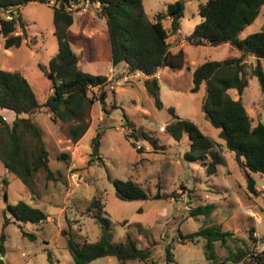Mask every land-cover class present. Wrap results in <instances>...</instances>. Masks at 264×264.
Wrapping results in <instances>:
<instances>
[{
    "label": "rangeland",
    "instance_id": "obj_1",
    "mask_svg": "<svg viewBox=\"0 0 264 264\" xmlns=\"http://www.w3.org/2000/svg\"><path fill=\"white\" fill-rule=\"evenodd\" d=\"M174 1L143 0L142 5L146 17L152 21L156 12L163 11L168 3ZM182 1L184 11L178 30L180 37L191 33L200 22L198 6L206 0ZM97 5L99 3L93 2L92 9L75 14L66 34L80 68L91 74H104L112 66L105 21L98 14ZM52 6L50 0L48 3L29 2L12 8L24 18L26 42L18 48H9L10 54L3 49L0 34V68H18L29 80L39 102L47 97L49 87L44 79L38 77L42 74L40 67H47L49 58L57 52ZM4 14V11L0 12V17ZM162 23L169 28L166 19ZM261 29L264 30V5L238 37L244 38ZM20 32L17 27L15 33ZM182 50L184 65L180 70L169 66L159 69L161 108L154 106L144 90L143 81L133 78L120 85L109 82L105 99L108 112L104 114L100 103L94 101L90 109V124L76 142L69 139L68 124L53 123L42 111L31 116L41 131L53 177L47 179L46 172L38 170L28 188L5 171L0 161V234L3 232L5 236L1 257L4 264H71L72 258L66 247L67 237L71 236L75 241H95L99 236L93 211L88 210L93 198L102 203L108 216L112 241H124L129 234L137 246L151 249L155 264H213L204 258L201 239L183 241L176 238L178 229L187 234L202 225L233 231L234 237L240 240L236 245H248L255 253L264 249V176L253 172L255 193L247 189L233 152L226 149L223 140L218 137V129L203 115L201 104L205 85L202 83L196 92L190 90L193 85L191 72L195 66L207 60L221 62L237 56L239 52L228 44H187ZM259 64L264 71V58ZM245 76L247 85L242 93L229 89L227 94L232 99H240L254 126L264 122V105L257 79L251 76L249 68H246ZM97 93L96 88L89 92L95 96ZM170 107L175 115L194 122L203 134L213 140V150L219 151L224 158V164L217 165L215 172L208 173L199 159L184 158L189 150L186 135L176 141L165 132L166 124L172 120L168 112ZM0 109L10 113L8 115H15L11 110ZM125 115L133 128L157 138V144L165 149L154 150L140 140L135 141L136 146L133 147L124 135L126 129L122 124L126 123ZM161 126H164L163 130H160ZM100 129L98 155L101 160H91V139ZM62 153L66 158H60ZM203 161L208 163L210 158L205 157ZM3 178L6 184L2 188ZM113 179L134 181L148 198L119 199L115 195ZM157 192H173L175 196L155 198ZM18 200L30 202L43 210L47 214L46 219L39 223L13 222L7 205L14 206ZM206 203L215 205L208 217L189 216L191 208ZM3 212L10 219L4 228ZM22 231L32 234L34 239L23 236ZM229 244L233 248V243ZM166 246L170 247L173 262L165 261ZM215 252L220 259L226 254L225 248L218 243L215 244ZM86 264L118 262L113 256H105ZM125 264L144 263L128 260Z\"/></svg>",
    "mask_w": 264,
    "mask_h": 264
},
{
    "label": "trees",
    "instance_id": "obj_2",
    "mask_svg": "<svg viewBox=\"0 0 264 264\" xmlns=\"http://www.w3.org/2000/svg\"><path fill=\"white\" fill-rule=\"evenodd\" d=\"M50 0H0V12L9 7L36 2L48 3ZM79 0H54L52 6L53 34L57 42V52L48 60L47 67H40L41 72L51 82V92L43 102H39L29 80L19 70L0 68V108L12 110L15 118L6 122L0 116V161L5 170L18 178L26 187H30L32 176L38 170L46 172V178L53 177L48 167V152L45 148L39 127L31 120L36 112H45L53 123L68 124L70 141H78L90 124V109L94 101L100 103L104 114L105 99L109 90V81L104 74H91L83 71L73 53L67 39V28L72 24L74 14L65 8L71 2ZM98 2V14L104 18L107 30L110 60L113 68L123 65L121 72L116 71V78L123 74L141 72L147 77L142 85L154 106L161 108L159 100V84L156 72L164 66L180 70L184 65L181 49L170 51L169 38L178 35L180 19L183 16L184 2L175 0L168 3L163 11L154 14L150 21L145 14L143 0H90ZM264 0H206L198 6L201 17L191 33L181 37L186 43L195 46H218L224 43L235 48L239 54L223 61H204L192 70L191 92H196L200 85H205V96L201 110L206 120L218 129V137L223 140L226 149L234 154V160L242 173L247 189L255 193V179L252 173L264 176V122L251 125V119L240 99H232L227 90L234 89L241 94L247 85L246 68L251 76H255L264 105V71L259 61L264 58V30L250 33L244 38L238 35L243 28L257 16ZM18 13V12H17ZM164 19L170 20L169 28L162 24ZM17 21L0 17V34L3 47H20L26 42V29L21 15ZM17 25L21 29L16 34ZM251 59L252 61H248ZM96 88L97 95L89 92ZM172 120L166 124L165 132L179 141L186 135L189 150L185 152L186 160H201L208 173L215 172L216 166L224 164L220 152L213 150L215 143L203 134L197 125L189 120L181 119L168 108ZM26 116V117H25ZM125 138L133 147L135 141H144L152 149H165L157 144V138L142 130L133 128L125 115ZM102 130H97L91 139L92 159L101 158L98 148ZM139 151L141 149L139 148ZM210 158L208 163L203 160ZM60 158H66L61 154ZM2 183L6 184L3 178ZM115 195L122 200L147 199L145 191L130 179H113ZM175 193L155 194V198H171ZM213 203L197 205L190 209L189 216L203 215L208 217L214 210ZM99 227V236L95 241H75L71 236L66 239V247L72 258L71 264H86L96 258L113 256L118 264L128 260H137L144 264H155L149 247H139L126 234L124 241L113 242L110 232V221L102 203L93 198L88 210ZM12 221H29L39 223L47 214L24 200H18L14 206L7 205ZM10 219L5 212L2 216V228ZM22 235L34 239L32 234L22 231ZM176 238L183 241H203L204 258L213 264H264V249L255 253L248 245H236L240 241L231 230L218 226L202 225L196 231L182 234L177 230ZM264 239V234L263 237ZM5 236L0 234V264L4 253ZM230 243H233L231 248ZM244 242V241H243ZM223 246L226 254L221 259L215 252V244ZM243 244H246L244 242ZM165 261L173 262L170 247H165Z\"/></svg>",
    "mask_w": 264,
    "mask_h": 264
},
{
    "label": "crops",
    "instance_id": "obj_3",
    "mask_svg": "<svg viewBox=\"0 0 264 264\" xmlns=\"http://www.w3.org/2000/svg\"><path fill=\"white\" fill-rule=\"evenodd\" d=\"M75 14H77V13H75ZM74 14V15H75ZM96 14V13H95ZM22 16V15H21ZM98 16V15H97ZM23 18V17H22ZM101 18L104 20V18L101 16ZM24 19V18H23ZM166 21H167V23H169L170 24V20L169 19H166ZM163 24V23H162ZM164 26V25H163ZM165 28H166V26H164ZM25 29H26V25H25ZM169 43H170V51L171 52H176V51H178L179 49H183L188 43H186L179 35H172V36H170V38H169ZM69 44H70V42H69ZM224 44H227V43H224ZM221 45H223V44H221ZM229 45V44H228ZM230 46V45H229ZM232 47V46H231ZM18 48V47H17ZM3 49H5V48H3ZM5 51H7V54H10V50H9V48L8 49H5ZM182 52H183V50H182ZM9 70H19L18 68H13V69H9ZM123 70V65L122 64H120V65H118L117 67H115V68H113V67H111L110 69L108 68L107 69V71L104 73V75H106V76H109V74H110V71H112V73H116V71H119V72H121ZM20 71V70H19ZM21 72V71H20ZM22 73V72H21ZM23 74V73H22ZM24 75V74H23ZM40 76H38L39 78H41V79H44L45 81H46V83L48 84V92H47V96L50 94V92H51V82H50V80L46 77V76H44V75H42V74H39ZM155 76L157 77V80L159 79L158 77H159V70L156 72V74H155ZM138 78H139V80L142 82L145 78H146V76H144V74H142L141 72L138 74ZM33 79V78H32ZM47 98V97H46ZM45 98V99H46ZM44 99V100H45ZM43 100V101H44ZM136 108L139 110V108H138V106H136ZM12 111V110H11ZM8 114H10V113H6V111H3V110H1L0 109V116L6 121V122H8V123H10V122H12L13 121V119L15 118V115H8ZM26 117V116H25ZM6 171V170H5ZM27 203H30V202H27ZM33 206V205H32Z\"/></svg>",
    "mask_w": 264,
    "mask_h": 264
},
{
    "label": "built area",
    "instance_id": "obj_4",
    "mask_svg": "<svg viewBox=\"0 0 264 264\" xmlns=\"http://www.w3.org/2000/svg\"><path fill=\"white\" fill-rule=\"evenodd\" d=\"M51 2H53V4H54V0L53 1L51 0ZM91 6H92V2L90 0H79L78 2H71L69 5L66 6L65 9L67 11H70L73 14H75V13H81V12L90 10V9H92V8H90ZM97 7H99V5H97ZM12 8H16V7H9L8 9L4 10L5 14H4L3 18L6 20H15L16 23H18V21H17L18 13H17V11L15 12V10L13 11ZM17 27H19V26L17 25ZM139 73L140 72L123 74L119 78H115L114 73H112V71H110V74H109V76H107V79L109 82H112V84L120 85V84L125 83L129 80H132L133 78H138ZM144 76H146V75H144ZM163 129H164V126H161L160 130H163Z\"/></svg>",
    "mask_w": 264,
    "mask_h": 264
}]
</instances>
